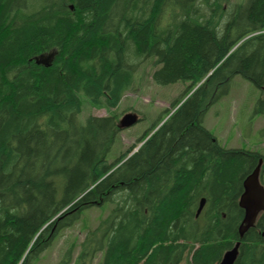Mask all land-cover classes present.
Here are the masks:
<instances>
[{
    "label": "trees",
    "instance_id": "obj_1",
    "mask_svg": "<svg viewBox=\"0 0 264 264\" xmlns=\"http://www.w3.org/2000/svg\"><path fill=\"white\" fill-rule=\"evenodd\" d=\"M225 2L0 0V264H35L104 206L82 261L219 264L240 243L235 264H264V211L241 236L239 205L264 155L226 148L203 125L235 76L261 90L264 116V0ZM49 54V67L37 64ZM153 58L159 85L193 88L212 75L136 152L109 163L118 119L81 124L78 94L115 108ZM70 263L66 253L59 264Z\"/></svg>",
    "mask_w": 264,
    "mask_h": 264
},
{
    "label": "rangeland",
    "instance_id": "obj_2",
    "mask_svg": "<svg viewBox=\"0 0 264 264\" xmlns=\"http://www.w3.org/2000/svg\"><path fill=\"white\" fill-rule=\"evenodd\" d=\"M245 1L227 0L224 5L227 7L230 3H244ZM154 60V58L146 60L141 65L135 73L132 89L121 98L115 108H109L105 103L93 104L84 93L78 94L82 103L81 113L78 115L81 124H85L88 118L93 116H115L118 124L128 113H136L140 118L136 125L120 131L112 151L107 156L109 163L115 162L120 156L124 157L128 153L131 155L137 150L142 144L139 139L144 135H146V140L149 139L152 131L154 132L175 112L176 101L184 96L183 101L186 100L212 75L209 73L193 88L190 82L185 81L159 85L152 79L155 70ZM189 88L191 92L186 94ZM261 97V90L252 82L242 76L232 77L229 92L217 102L209 105L204 115L203 125L226 148L255 150L264 155V116L255 112L256 104ZM111 208L104 206L102 209L87 210L80 221L58 235L54 244L42 254L35 264H59L66 253H71L70 264H101V254H97L91 261L90 257L83 261L79 257L86 249L83 248V244L88 233L98 226L101 219L108 216Z\"/></svg>",
    "mask_w": 264,
    "mask_h": 264
},
{
    "label": "water",
    "instance_id": "obj_3",
    "mask_svg": "<svg viewBox=\"0 0 264 264\" xmlns=\"http://www.w3.org/2000/svg\"><path fill=\"white\" fill-rule=\"evenodd\" d=\"M53 56V54H49L45 57H38L36 58V62L37 64L49 67L52 63ZM138 122L139 117L136 113H128L122 117L119 128L124 130L136 125ZM262 163L263 160L261 159L255 171L244 182V192L239 201L240 207L245 211L243 223L240 227L241 236L254 226L257 218L264 211V185L261 183ZM205 203L203 199L197 211V217L203 211ZM239 245L240 243H237L233 249L227 251L219 264H235L239 254Z\"/></svg>",
    "mask_w": 264,
    "mask_h": 264
},
{
    "label": "flooded vegetation",
    "instance_id": "obj_4",
    "mask_svg": "<svg viewBox=\"0 0 264 264\" xmlns=\"http://www.w3.org/2000/svg\"><path fill=\"white\" fill-rule=\"evenodd\" d=\"M153 134V133H152Z\"/></svg>",
    "mask_w": 264,
    "mask_h": 264
}]
</instances>
